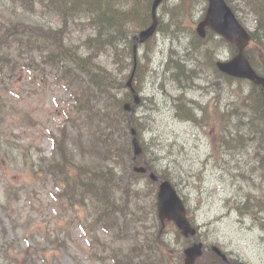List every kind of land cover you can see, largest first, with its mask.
Wrapping results in <instances>:
<instances>
[{
    "label": "rangeland",
    "instance_id": "rangeland-1",
    "mask_svg": "<svg viewBox=\"0 0 264 264\" xmlns=\"http://www.w3.org/2000/svg\"><path fill=\"white\" fill-rule=\"evenodd\" d=\"M232 1L239 19L253 30V16L244 2ZM188 2L190 13L183 23L182 16ZM141 3L144 5L143 0ZM17 5L12 0H0V23L9 19L30 25L41 24L46 28L50 24L54 28L60 27L59 17L49 15L41 7H37L35 13H25ZM204 7L199 0H169L159 11L166 23L156 37L158 49L166 53L162 59L169 57L167 53L171 50L177 53L170 55L175 62L165 69L168 76H160V58L154 53L149 52L148 59L143 58L146 50L141 55L145 74L139 88L143 105L138 107L136 114L140 123L139 138L143 136L141 140L146 145L145 158H154L156 168L165 170L188 198L191 216L200 226L201 238L207 244L220 246L233 259L246 264H264V226L259 220V217L264 219V168L256 158L257 145L248 140L249 130L245 123H241L245 136L239 140L240 144L235 142L234 149H214L212 146L216 133L214 125H210L213 118L207 116L211 112H207L206 106L211 98L220 95L223 98L222 112L234 117L227 110L234 98L224 79L215 74L211 56L212 46L217 41L211 40L198 48L190 45L191 40L197 42L192 29L203 18ZM92 33L93 29L88 24L85 31L74 32L72 39L78 41L85 34L88 37ZM12 53L18 64L0 78V257L6 256L7 247L14 242L19 250L28 245L35 246L37 239L52 233V238L58 236L66 240L68 246L60 260L53 264H115L113 257L130 251L148 234L160 230L159 223L146 214L149 219L137 226V242L134 238L121 240L124 238L121 233L117 237L100 232L91 244L94 233L86 221L92 213L82 208L72 209L66 203L58 205L52 196L55 186L49 177L48 182L28 181L29 167L32 165L38 170L43 159L52 154L51 135L58 134L59 127L67 119L66 113L72 112L74 88L61 80L64 74H56L50 67L37 65L39 62L35 55L16 53L15 49ZM220 54L223 55L224 51ZM227 57L228 50L224 54V58ZM31 59L36 64L30 63ZM99 62L110 65L107 57ZM123 62L125 66L124 59ZM138 72L140 78L142 71ZM215 80L224 83V91H216L212 87L211 94L210 88ZM76 89L79 91L78 87ZM181 95L185 101L177 98ZM179 103L184 105L182 111L178 108ZM220 121L221 128L215 126L216 130H237L238 124H231L222 117ZM130 141L128 134L120 131L116 146L118 149L128 147ZM123 156V162L127 163L126 149ZM123 162L118 164L121 169L124 168ZM141 182L145 187H153L145 180ZM8 188L18 192L16 198H7ZM247 194L263 200L258 204L260 212L256 217H242L238 211L230 210L235 202H243ZM5 207L11 211H6ZM132 229L136 228L132 226ZM167 229L170 232L167 238L177 252L175 255H178L184 241L169 227H165L162 236L165 237ZM26 230L31 237H26ZM106 245L107 250L100 252ZM95 253H100L103 260L95 259ZM177 258L173 264H181Z\"/></svg>",
    "mask_w": 264,
    "mask_h": 264
},
{
    "label": "trees",
    "instance_id": "trees-1",
    "mask_svg": "<svg viewBox=\"0 0 264 264\" xmlns=\"http://www.w3.org/2000/svg\"><path fill=\"white\" fill-rule=\"evenodd\" d=\"M25 9H32L35 3L41 4L48 9H51L55 3L64 9V5L68 7L70 22L66 17V23L64 27L59 31H53L51 29L44 30L39 26H29L24 23H16L8 27L7 32L2 36V42H8L12 37L21 38L25 35L29 37L27 41L22 42L21 39H18L19 43L29 47V49H34V47H42L44 52H47L48 55L45 57V62L51 64H61L62 68H65L63 71L67 73L70 77L78 80L83 88L81 89L80 98H78V105L74 107L76 111H82L84 109L93 110L97 103L103 102V96L106 91L109 93L113 88H117V81L113 79L109 72L105 68H102L97 63L94 62V55L100 51H108V49H117L119 43L117 37H120L122 30H120L117 22L115 24L114 20L119 21V17L122 18L126 14L122 9L120 14H116L113 18L108 19L105 24H102L98 13L101 11V6L96 5L100 0H92V2H87L86 0H17ZM230 2V0H227ZM247 7L251 10L256 23L257 31L253 34L252 39H258V34H264V0H245ZM51 4V5H50ZM135 11L139 12L141 9H138V5H135ZM145 12L140 14L139 21L144 23L145 20H148V10L144 9ZM64 15L66 16L67 9H64ZM91 14V15H90ZM93 17L94 24L99 28V26H105L104 30L98 31L94 38H87L88 40L84 42V45L90 51L87 57H83L80 54V50L71 49L64 43L65 37L70 33V26H77L82 24L83 19ZM112 23H110V21ZM78 21V22H76ZM91 22V20H90ZM89 22V23H90ZM110 23V24H109ZM117 25V26H116ZM83 26V24H82ZM109 26V27H108ZM115 28H119L118 31H115ZM126 38V35H123V39ZM16 40V39H15ZM0 41V42H1ZM41 42V43H40ZM118 42V43H117ZM201 42V41H200ZM203 42V41H202ZM224 44V41H219V43ZM232 50L234 48L229 46ZM1 49V44H0ZM115 52V51H114ZM116 53V52H115ZM248 55L252 59V63L255 60V54L250 55V50ZM1 56V54H0ZM116 55V62L117 59ZM7 61V60H6ZM11 61L8 60V63ZM70 62L71 64H66ZM59 67V65H58ZM77 82V81H75ZM91 89H96V93L92 96H84L86 92H89ZM106 90V91H105ZM95 98V99H94ZM84 106H82L83 102ZM109 102L114 105L116 102L115 99L109 98ZM260 107V106H259ZM262 110V108L260 107ZM95 111V110H93ZM110 113H107L109 116ZM56 155L49 160L48 164L45 166L48 173L56 175L60 178L61 183L66 189V194L69 197L70 201H74L76 205L84 206L87 200L95 203L97 213V222H104L107 219L114 217L119 210L127 206L126 214L127 216H132V212H129L128 201L120 202L124 198L128 197L127 187L118 189L119 182L117 180V175L112 164L108 161H102L96 164H89L86 160H77L76 155L79 149H74V154L70 155V146L67 140V137L62 134V141L56 142ZM111 154V152H109ZM45 172V171H43ZM47 173V172H45ZM123 193L120 197L118 195ZM135 196V195H133ZM78 197V199H77ZM76 200V201H75ZM144 205V203H142ZM154 205L148 202L146 205L142 206L136 205L135 212L132 217L137 219L142 216L146 217L147 212H154ZM123 213V212H122ZM217 257H212V261L216 260ZM212 264H214L212 262Z\"/></svg>",
    "mask_w": 264,
    "mask_h": 264
},
{
    "label": "water",
    "instance_id": "water-1",
    "mask_svg": "<svg viewBox=\"0 0 264 264\" xmlns=\"http://www.w3.org/2000/svg\"><path fill=\"white\" fill-rule=\"evenodd\" d=\"M163 0H155L152 8L153 25L139 36V41L144 42L153 35L157 27L156 8ZM209 8L204 21L199 25L197 31L201 37L206 36L205 28L213 29L217 34L224 37L230 43L237 45L239 54L228 63H220L219 69L231 76L238 78H246L255 81L264 86V79H261L250 66L244 56V50L247 47L250 36L245 29L238 23L231 9L226 5L224 0H207ZM137 40V39H135ZM131 80L128 86L131 87ZM135 97L136 94H135ZM138 102V99H136ZM137 154L140 152L136 144ZM144 171V170H142ZM154 180L158 178L152 176ZM158 207L161 219L171 218L175 220L178 227L182 229L183 234L187 237L193 236V230L185 218V209L177 197L176 192L168 182H163L160 186L158 194ZM188 256L187 264H194L196 257L202 255V246H194L186 251Z\"/></svg>",
    "mask_w": 264,
    "mask_h": 264
},
{
    "label": "bare ground",
    "instance_id": "bare-ground-1",
    "mask_svg": "<svg viewBox=\"0 0 264 264\" xmlns=\"http://www.w3.org/2000/svg\"><path fill=\"white\" fill-rule=\"evenodd\" d=\"M94 23V22H93ZM165 18L159 17L157 18V25L159 28H163L165 25ZM122 48V45L117 49V52H120ZM125 48V47H124ZM218 51L223 52V45L220 42L218 44ZM160 76H168L167 70H162ZM261 79H264V76L260 77ZM224 83H226L229 86L230 94L233 96V103L228 105L227 110L228 113H231L234 117H227L225 119L227 122L233 124H241L245 123L255 117L258 116H264V88L260 87L255 84V81H250L246 84V86H238L236 83L232 82L231 80H224ZM223 82L219 80H215L213 84L211 85L210 92L212 94V87L215 88L216 91H224V88L222 84ZM248 85V86H247ZM236 86V87H235ZM234 89V90H233ZM203 90H205V87H203ZM212 99V98H211ZM222 100L221 96L214 97L212 99V102L216 105L217 109L221 110L222 108ZM254 106H260L262 108V111L259 115H256L257 113L252 114L251 112H247L243 110L248 107H254ZM222 111V110H221ZM227 114V113H226ZM256 115V116H254ZM229 141V140H227ZM260 167L264 168V163L259 164ZM263 200L259 197L252 198L251 201L246 204V201H238L241 209H244L246 207V211L251 214L250 206L252 205H258L262 204ZM255 214V213H253ZM252 214V215H253Z\"/></svg>",
    "mask_w": 264,
    "mask_h": 264
}]
</instances>
